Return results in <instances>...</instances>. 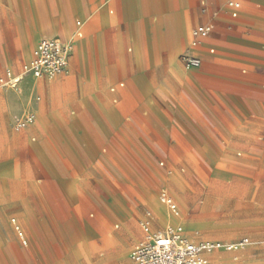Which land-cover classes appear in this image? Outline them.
<instances>
[{
    "label": "crops",
    "instance_id": "obj_1",
    "mask_svg": "<svg viewBox=\"0 0 264 264\" xmlns=\"http://www.w3.org/2000/svg\"><path fill=\"white\" fill-rule=\"evenodd\" d=\"M229 1L0 0V22L24 39L28 61L42 39L73 45L61 74L0 90V215L13 209L32 221L39 209L79 206L125 224L130 210L110 208L123 196L120 165H164L167 156L214 165L222 146L261 150L264 0H235L236 17ZM208 24L210 36L192 47L193 30ZM187 51L200 67L181 61ZM29 111L35 122L16 129ZM123 234L124 248L143 236Z\"/></svg>",
    "mask_w": 264,
    "mask_h": 264
},
{
    "label": "rangeland",
    "instance_id": "obj_2",
    "mask_svg": "<svg viewBox=\"0 0 264 264\" xmlns=\"http://www.w3.org/2000/svg\"><path fill=\"white\" fill-rule=\"evenodd\" d=\"M4 24L0 22V68L11 67L15 72L18 68L20 72L29 63L23 57L24 39ZM261 147L245 151L222 146L215 150L218 158L214 165H174L168 156L164 165L158 161L144 166L120 165L123 196L110 208L130 210L125 224L110 221L99 209L79 206L39 209L32 221L10 209L0 215V264H131L135 242L147 236L142 226L147 217L151 219L150 234L178 226L196 240L237 243L248 239L244 248L214 252L212 264H264V165L247 166L243 161L246 157L264 158V141ZM128 168L134 172L128 173ZM169 177L179 181H168ZM161 189L176 199L177 212L160 202ZM103 201L108 199L103 197ZM123 232V236H143L124 248Z\"/></svg>",
    "mask_w": 264,
    "mask_h": 264
},
{
    "label": "built area",
    "instance_id": "obj_3",
    "mask_svg": "<svg viewBox=\"0 0 264 264\" xmlns=\"http://www.w3.org/2000/svg\"><path fill=\"white\" fill-rule=\"evenodd\" d=\"M233 16L238 15L241 3L231 0L228 3ZM212 25H200L193 30L192 47L210 36ZM72 43H65L58 38L42 39L34 50L33 57L23 68L22 74H15L11 69H6L0 75L1 89H17L25 75L35 78L44 76L54 77L64 71L72 53ZM211 52H214L211 49ZM181 61L189 68H197L202 64V59L192 51H187L180 57ZM34 112H27L23 118L15 124L16 129H22L35 122ZM160 202L177 212L176 199L166 190L159 191ZM16 221L15 219L13 220ZM147 236L138 242L131 251L132 264H208L207 255L217 250L233 251L244 248L248 239H242L237 243H224L212 240H196L185 234L178 226H168L162 231L150 234L151 219L147 217L142 224ZM19 230V227H17ZM20 235L21 231H20Z\"/></svg>",
    "mask_w": 264,
    "mask_h": 264
},
{
    "label": "bare ground",
    "instance_id": "obj_4",
    "mask_svg": "<svg viewBox=\"0 0 264 264\" xmlns=\"http://www.w3.org/2000/svg\"><path fill=\"white\" fill-rule=\"evenodd\" d=\"M177 219V218H176Z\"/></svg>",
    "mask_w": 264,
    "mask_h": 264
}]
</instances>
